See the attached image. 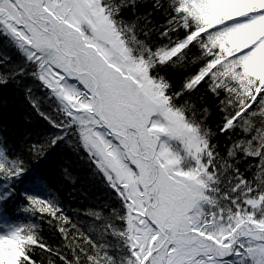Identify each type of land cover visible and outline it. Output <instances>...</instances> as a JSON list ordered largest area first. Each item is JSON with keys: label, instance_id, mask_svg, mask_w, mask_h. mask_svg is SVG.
Wrapping results in <instances>:
<instances>
[{"label": "snow or ice", "instance_id": "1", "mask_svg": "<svg viewBox=\"0 0 264 264\" xmlns=\"http://www.w3.org/2000/svg\"><path fill=\"white\" fill-rule=\"evenodd\" d=\"M12 85L53 131L0 128V264H264V0H0ZM61 145L119 205L94 235L30 190Z\"/></svg>", "mask_w": 264, "mask_h": 264}, {"label": "trees", "instance_id": "2", "mask_svg": "<svg viewBox=\"0 0 264 264\" xmlns=\"http://www.w3.org/2000/svg\"><path fill=\"white\" fill-rule=\"evenodd\" d=\"M6 51L15 57L14 52ZM24 83L32 86L33 95L40 99L42 110L53 113L54 103L46 99L44 90L31 79L25 80ZM0 97L7 101L6 107L0 112V128H3L9 144L16 147L17 151L26 138H29V142L35 141L53 131L25 100L23 86L18 88L12 85L0 89ZM25 159L29 160L27 154ZM41 168L46 175L47 188L30 190L43 198H53L85 234L94 235L91 230L99 226L93 217L87 215L89 210L103 211L107 215L110 209L106 205L119 207L102 178L95 174L83 151L76 152L66 145H61L52 150ZM64 169L68 170L67 176ZM37 223H40L39 218ZM43 235L49 243H59L58 235L46 222L43 223ZM37 259H43L47 264L46 255L41 257L38 252Z\"/></svg>", "mask_w": 264, "mask_h": 264}]
</instances>
